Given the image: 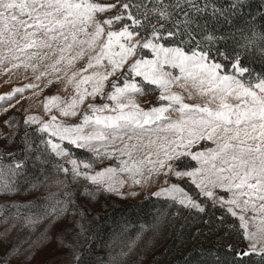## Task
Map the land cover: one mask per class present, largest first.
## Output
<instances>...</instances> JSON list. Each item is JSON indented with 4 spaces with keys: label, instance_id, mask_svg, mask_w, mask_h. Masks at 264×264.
Wrapping results in <instances>:
<instances>
[{
    "label": "snow or ice",
    "instance_id": "snow-or-ice-1",
    "mask_svg": "<svg viewBox=\"0 0 264 264\" xmlns=\"http://www.w3.org/2000/svg\"><path fill=\"white\" fill-rule=\"evenodd\" d=\"M185 4L196 12L202 11L196 0H141L140 3L133 0H0V66L7 61L11 64L7 71L22 65L35 71L37 65L32 61H43L49 53L58 52L50 67L53 72L63 71L67 82L74 86L75 95L65 106L58 103V96L48 98L44 105L46 114L56 107L62 117L77 116V109L88 97L106 96L112 102V105L89 104L81 122L75 125L58 122L56 114H50L47 120L28 116L25 124L39 125L36 131L41 137L38 142H26L24 149L29 152L43 145L56 156H66L63 141L99 153L94 142L135 139L136 144H124L127 151L121 154L128 159L121 161L119 169L109 167L88 175L79 171L80 165L73 159V178L83 176L93 184H100L107 177L108 191H115L117 182L123 185V180L113 179L118 171L128 173L135 185L142 182L137 177L150 180L153 174L171 173L178 180L190 178L200 193L213 201V207L227 206L226 211L241 222L245 238L251 243L238 254H256L264 260V218L260 219L261 227L249 231L250 220L257 217L249 220L244 214L249 210L264 213V75L254 76L243 62L241 51L233 50L228 55L216 49L229 63L217 62L209 48L217 37L207 31L201 34L191 27ZM181 16L187 19L181 20ZM255 35L253 32L239 47L255 46L264 55V33L259 36L258 46ZM169 40L171 43H165ZM144 50L150 51L151 58H145ZM78 60H85L84 66L68 75ZM64 62L65 68L57 67ZM169 69H178L179 74ZM118 72L116 79L122 84L113 82L105 94V81ZM44 75L42 72L36 78ZM137 77L146 85H154L160 92L159 101L167 103L147 110L142 108L135 99L136 94L147 95L153 89L138 83ZM173 86L182 92L173 91ZM24 90L15 89L7 99ZM197 96L202 103L185 102ZM170 111L179 113V117L172 119L166 115ZM106 112L112 114H102ZM205 141L214 147H205ZM138 146L146 150L139 160L133 158L131 151ZM35 155L39 159L41 154L36 151ZM189 159L198 167L190 165ZM23 167L21 161L7 165L8 179H4L5 173L0 168V190H13L11 177L18 175L17 170ZM91 167L90 163L83 164L84 169ZM62 171L68 173L69 169L62 168ZM217 189L231 196L220 195ZM154 195L166 196L186 208L205 210L175 183ZM257 202H260L258 207ZM59 211L65 212L67 208ZM49 215L46 212L42 217L29 218L26 223L35 228ZM54 222L50 221L41 231L37 241L49 239V228ZM57 239L62 247L75 251L71 241L61 236ZM19 252V248H14L11 254L19 255ZM79 259L75 255V260Z\"/></svg>",
    "mask_w": 264,
    "mask_h": 264
},
{
    "label": "rangeland",
    "instance_id": "rangeland-1",
    "mask_svg": "<svg viewBox=\"0 0 264 264\" xmlns=\"http://www.w3.org/2000/svg\"><path fill=\"white\" fill-rule=\"evenodd\" d=\"M211 1L196 0L202 8L200 12L184 5L189 12L188 18L192 20L191 27L198 15H205L208 10L218 11L219 6L213 5ZM216 1L230 9L235 8L234 4H243L248 0ZM257 1L264 5V0ZM133 2L140 3L141 0ZM179 18L187 19L183 16ZM213 47L209 45L216 61L228 64L229 61L218 55ZM143 54L145 58H151L149 50H144ZM58 56V52L56 55L49 53L43 61H32L37 65L35 71L32 67L25 68L23 65L7 71L11 67L7 61L0 66V96L5 97L0 100V168L5 173L4 179L9 177L7 165H14L17 161L24 164L22 169L17 170L18 175L11 177L13 190H0V264H264L259 255L238 254L247 250L251 243L245 238L241 222L226 211L227 206L216 204L213 207V201L203 196L190 178L178 180L171 173L168 176L153 174L150 180L137 177L142 182L135 185L128 173L118 171L113 179L123 180L124 183H115V191L107 190V177L100 184H93L83 176L73 178V159L80 165L79 171L88 175H95L109 167L119 169L121 161L128 159L127 155L121 154L122 151H127L124 144H136L135 139L128 141L124 137L123 142L119 139L115 143L94 142L99 153L92 148H80L67 141L61 142L68 153L66 156H56L50 148L45 149L43 145L38 150L25 151L26 142H38L41 137L36 131L39 125L25 124L28 116L47 120L50 114H56L58 122L75 125L81 122L89 104L112 105L106 96L103 99L99 96L96 99L88 97L77 109V116L62 117L56 107H52L51 113L46 114L44 105L48 98L58 96V103L65 106L75 95L74 86L67 82L68 77L64 72H53L50 67ZM65 64L66 62L57 67L63 69ZM84 64L85 60L75 62V67L68 70V75ZM169 70L179 74L178 69ZM91 71L90 69L89 73ZM42 72L45 75L37 79ZM252 72L256 77L263 75L254 70ZM119 75L118 72L105 81V94L110 91L109 86L113 82L122 84V81L116 79ZM136 80L144 84L141 78L137 77ZM29 84L38 87L27 88ZM144 86L153 91L143 96L136 94L135 99L142 108L147 110L167 103L159 101L160 92L154 85ZM17 88L25 90L23 93H16L12 99H7L8 94ZM172 90L182 92L177 86H173ZM185 102L202 103V99L197 96L192 100L186 99ZM166 115H170L172 119L179 117V113L171 111ZM203 144L205 147H214L210 141ZM36 151L41 154L39 159L36 158ZM131 151L133 158L139 160L146 150L138 146ZM9 152L12 153L11 156L8 155ZM84 163H90L92 167L84 169ZM189 163L198 167L195 161L189 159ZM62 168H68L69 172L65 173ZM147 175L145 169V176ZM173 183L201 203L204 212L183 207L166 196L154 195ZM216 192L226 197L231 196V193H223L219 189ZM259 203L257 202V207ZM53 206L56 207L55 212ZM64 207L67 211L60 212ZM46 212L50 213L48 219H43L35 228L26 223L29 218L42 217ZM244 214L249 220L253 216L257 217L250 220L249 231H256L261 227L260 219L264 218V213L249 210ZM53 220L55 222L49 228V239L37 241L41 231ZM58 236L71 241L75 251L62 247ZM33 241L37 243L33 244ZM260 246L257 245L258 248ZM14 248H19V255L11 254ZM122 252L126 255H122ZM77 254L79 261L75 260Z\"/></svg>",
    "mask_w": 264,
    "mask_h": 264
},
{
    "label": "trees",
    "instance_id": "trees-1",
    "mask_svg": "<svg viewBox=\"0 0 264 264\" xmlns=\"http://www.w3.org/2000/svg\"><path fill=\"white\" fill-rule=\"evenodd\" d=\"M211 3L219 6L218 11L208 10L205 15H198L194 20V26L199 32L214 33L217 40L214 50L231 55L233 50L244 52L242 58L247 66L264 75V55H261L257 47L244 49L239 45L245 43L246 38L255 35V45L260 43L259 36L264 33V5L261 1L248 0L235 8L227 9L225 5L212 0ZM232 7V6H231ZM222 10V11H221Z\"/></svg>",
    "mask_w": 264,
    "mask_h": 264
}]
</instances>
